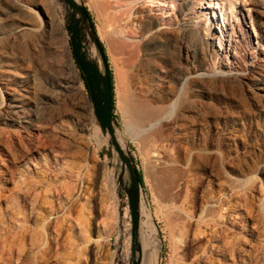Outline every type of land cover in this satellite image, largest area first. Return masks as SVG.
Here are the masks:
<instances>
[{"label": "rangeland", "instance_id": "1", "mask_svg": "<svg viewBox=\"0 0 264 264\" xmlns=\"http://www.w3.org/2000/svg\"><path fill=\"white\" fill-rule=\"evenodd\" d=\"M81 1L112 73L118 140L141 174L142 252L149 238L155 264H191L206 244L199 216L224 202L238 245L226 261L264 264V0H135L131 12L128 0ZM51 2L0 0V189L25 195L24 251L37 264H113L115 161ZM23 97L40 112L5 121ZM136 107L153 124L136 125ZM8 133L22 142L8 149Z\"/></svg>", "mask_w": 264, "mask_h": 264}, {"label": "water", "instance_id": "2", "mask_svg": "<svg viewBox=\"0 0 264 264\" xmlns=\"http://www.w3.org/2000/svg\"><path fill=\"white\" fill-rule=\"evenodd\" d=\"M70 55L81 70L88 89L92 116L102 138L101 152L113 159L115 192L118 199V234L114 241L113 264H141V181L133 158L124 150L112 117L111 81L105 54L81 0H53ZM73 61V59H72ZM112 165V164H111Z\"/></svg>", "mask_w": 264, "mask_h": 264}, {"label": "bare ground", "instance_id": "3", "mask_svg": "<svg viewBox=\"0 0 264 264\" xmlns=\"http://www.w3.org/2000/svg\"><path fill=\"white\" fill-rule=\"evenodd\" d=\"M107 1L109 2V0H107ZM114 1H116V0H114ZM128 2L131 5V7H130V12H131L133 9V6L135 5V0H128ZM51 3L53 5L54 11H57L55 3H53V2H51ZM216 6H220L219 0L216 2ZM192 20H193L194 26H199V25L203 24L200 20L195 21L194 18ZM125 29L126 30H125L124 34L127 33L126 34V35H128L127 38L132 42V45H136V41H137L138 35H139L138 32L136 31V29L133 26H128ZM24 99H26V98L23 97L21 99H19V98L10 99V102L12 104L9 106L8 110L5 111V113H6V117H5L6 120L5 121L11 122V123H14V122L28 123L31 116H33V115L36 116L40 112V108H36V107H35L36 109H33V110L27 109L29 102L25 101ZM131 117H132V119L136 125H143L145 123H148L150 125V123L153 122V118H155V113L147 111L143 107H136L131 111ZM12 136H14V138H17L16 140H20L22 142L21 137H15V135L8 133L4 139L5 141L3 142V144L6 145L5 147H7L8 149H10L11 145H12L11 143H10L11 145L9 144V138H13ZM20 141H19V143H21ZM122 145H123V148L125 150L124 144H122ZM18 155L20 157L22 156L20 154H17V156ZM17 156H15L16 159H17ZM20 157H18V159H20ZM73 189H74V187H73ZM68 190H69V188H68ZM21 191H22V189H21ZM73 191H75V189ZM19 192H20V190H19ZM67 192L68 191H66V193ZM69 192H70V190H69ZM6 194L4 193V191H1V189H0V203H3L5 205V208H2V209L0 208V264H37L36 260L39 261V259L41 258L40 255H39L40 258L35 257L38 254H35V251H31V253L32 254L34 253L35 255L31 256L28 254V256H27V254L24 251L23 237L26 233V230H25L26 228L24 227L23 221H25L24 219L26 216L21 211L20 203L21 202H27L25 197H24L25 195L23 196V193L19 194L16 192L8 193L7 196H6ZM68 195H69V193H68ZM28 201H30V200H28ZM34 201H35V197H33L31 199L30 204H32ZM217 202H214V203L211 202L212 203L211 205L216 204ZM217 205H220V202H218ZM224 205H226V204L223 202L220 205L219 209H217V210L213 206H208L202 212V215L199 216L198 222H200L203 226H200L201 225L200 223H199L200 225L198 224L197 226L198 227H204V228H202V230H200V228H196L197 230H195L194 232L199 233V235L202 238H206V244H204V249L201 253H199L198 255L196 254L197 256L194 254L196 256V258L192 261L191 264H200L202 261H203L202 264H230V262H227L226 260L228 259V257L230 259V254L236 253L238 245L236 244L235 241L230 240V232H229L228 228L226 226H224V225H227L226 223L230 222V221H228V219H230V214L227 210H226L227 212L225 210H223ZM71 207H73V206H71ZM227 208H229V206ZM34 212H36V211H34ZM19 215L21 216L22 221H21V219H19ZM223 218H225V220ZM19 220H20V224L17 225L16 223H18ZM42 220H44V221L41 223L46 226L48 223L46 221H48V219L45 218ZM47 228H48V226H47ZM45 229H46V227H45ZM9 232L12 234V236L7 235ZM194 235H195V233L193 234V237H194ZM150 241L151 240L149 238L148 239L146 238V240L144 241L143 252H142V263L141 264H155L156 258H155L154 253H156V252L153 253V251H151L155 248H153V249L150 248V246L152 245L151 242L153 240L151 242ZM36 244H38V243H36ZM154 244H155V242H154ZM40 245H42V244H40ZM30 250H29V252H30ZM41 253L43 254V252H41ZM46 254H47V252H46ZM52 255L54 256V254H52ZM36 258H38V259H36ZM40 260H42V259H40Z\"/></svg>", "mask_w": 264, "mask_h": 264}, {"label": "trees", "instance_id": "4", "mask_svg": "<svg viewBox=\"0 0 264 264\" xmlns=\"http://www.w3.org/2000/svg\"><path fill=\"white\" fill-rule=\"evenodd\" d=\"M85 10H86V12L88 13V15H89V17H90V20H91V22H92V25H93V28L95 29V26H94V23H93V20H92V17H91V14H90V12H89V10L87 9V7L85 6ZM96 31V30H95ZM100 45H101V47H102V50H103V52H104V54H105V57H106V60H108L107 59V55H106V52H105V48H104V46H103V44L101 43V41H100ZM73 56H71V58H72ZM73 59V61H72V63H73V66H74V68H75V70H76V73H77V76H78V78L80 79V81H82V83H83V85H84V89H85V91H86V94H87V97H89L88 96V89H87V85H86V83H85V80H84V78H83V76H82V73H81V70H80V68L78 67V65H77V63H76V61H75V59L74 58H72ZM108 66H109V63H108ZM109 72H110V81H111V94H112V117L113 118H115L114 117V114H113V108H114V86H113V77H112V73H111V70L109 69ZM138 174H139V179H140V181H141V174L138 172Z\"/></svg>", "mask_w": 264, "mask_h": 264}, {"label": "crops", "instance_id": "5", "mask_svg": "<svg viewBox=\"0 0 264 264\" xmlns=\"http://www.w3.org/2000/svg\"><path fill=\"white\" fill-rule=\"evenodd\" d=\"M91 14V13H90ZM92 17V16H91ZM93 20V19H92ZM96 30V29H95Z\"/></svg>", "mask_w": 264, "mask_h": 264}]
</instances>
